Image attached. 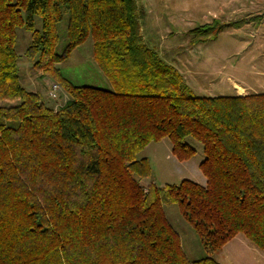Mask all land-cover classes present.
Masks as SVG:
<instances>
[{
	"label": "trees",
	"instance_id": "trees-1",
	"mask_svg": "<svg viewBox=\"0 0 264 264\" xmlns=\"http://www.w3.org/2000/svg\"><path fill=\"white\" fill-rule=\"evenodd\" d=\"M140 11L135 0H0V264H220L211 254L237 233L264 251V93H190L145 45ZM17 28L36 72L66 92L62 104L19 82ZM220 29L197 26L190 42ZM88 36L111 88L74 84L57 67ZM163 137L180 161L200 143L204 185L143 181L149 161L137 153ZM171 203L207 256H185Z\"/></svg>",
	"mask_w": 264,
	"mask_h": 264
},
{
	"label": "rangeland",
	"instance_id": "rangeland-1",
	"mask_svg": "<svg viewBox=\"0 0 264 264\" xmlns=\"http://www.w3.org/2000/svg\"><path fill=\"white\" fill-rule=\"evenodd\" d=\"M140 8L139 23L145 45L158 57L177 70L183 84L194 95H233L232 81L246 87L247 93H264L257 85L264 84V0H135ZM258 16V17H257ZM256 17V18H255ZM218 20L221 29L205 41L190 42V30ZM243 21L241 25L236 22ZM66 15L58 24L59 41L55 50L66 44ZM40 26V19L35 18ZM29 32L17 28L15 51L19 82L27 90L37 92L48 105L62 104L67 94L61 85L48 75L40 76L27 54ZM61 74L74 84L111 88V84L92 59V41L88 36L69 56L59 62ZM58 86L51 98L49 85ZM55 106V105H54ZM196 151L192 157L180 161L171 152L167 137L148 143L137 153L147 158L150 176L158 186L176 184L187 178L200 185L205 177L198 168L203 154L200 143L193 141ZM165 216L179 237L185 256L199 259L207 256L192 225L181 215L176 204L163 205ZM243 240L244 244L240 243ZM211 257L220 264H264V251L251 244L242 233H237Z\"/></svg>",
	"mask_w": 264,
	"mask_h": 264
},
{
	"label": "crops",
	"instance_id": "crops-1",
	"mask_svg": "<svg viewBox=\"0 0 264 264\" xmlns=\"http://www.w3.org/2000/svg\"><path fill=\"white\" fill-rule=\"evenodd\" d=\"M231 83H232V88L235 90V93L234 94L243 95V94H246L247 93V92H245L246 87H244L240 83H238L236 81H232ZM263 87H264V84L257 85V88H263ZM254 93H257V92H254ZM229 241L223 245V248L226 247V245L229 243ZM240 243H242L243 245H245V246L248 247L247 244H244L243 243V240H241Z\"/></svg>",
	"mask_w": 264,
	"mask_h": 264
},
{
	"label": "built area",
	"instance_id": "built-area-1",
	"mask_svg": "<svg viewBox=\"0 0 264 264\" xmlns=\"http://www.w3.org/2000/svg\"><path fill=\"white\" fill-rule=\"evenodd\" d=\"M57 91H58V86L55 83H51L49 85V92H48L49 96L55 98L57 95Z\"/></svg>",
	"mask_w": 264,
	"mask_h": 264
}]
</instances>
